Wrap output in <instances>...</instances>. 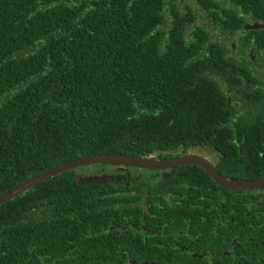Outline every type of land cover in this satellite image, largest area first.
<instances>
[{"label":"trees","instance_id":"trees-1","mask_svg":"<svg viewBox=\"0 0 264 264\" xmlns=\"http://www.w3.org/2000/svg\"><path fill=\"white\" fill-rule=\"evenodd\" d=\"M211 1L201 0L196 23L181 0H0V194L81 156L169 159L204 145L221 153L225 176L264 178V97L247 83L244 103L228 106L211 73L223 71L231 44L264 56V29L245 24L264 21V0ZM79 169L0 205V264L59 258L69 237L125 222L144 199L149 213L196 214L176 202L185 190L121 173L80 179ZM178 173L182 183H214L196 165Z\"/></svg>","mask_w":264,"mask_h":264},{"label":"flooded vegetation","instance_id":"flooded-vegetation-1","mask_svg":"<svg viewBox=\"0 0 264 264\" xmlns=\"http://www.w3.org/2000/svg\"><path fill=\"white\" fill-rule=\"evenodd\" d=\"M185 3L191 6L193 10L191 14L188 13L189 10L187 12ZM216 3L221 4V7L224 4L222 0H213L210 5L215 8ZM180 4L179 8L183 10L185 21L189 22L195 16V22L198 23L199 16L195 10L199 7L203 8L201 0H181ZM247 18L245 24L248 28L264 29V21H258L250 16ZM239 32L246 33L245 30ZM216 35L212 34L211 37L218 40L221 33L216 31ZM231 45L236 49L235 44ZM235 49L224 55L222 72L217 71L216 64L211 67L213 77L228 96V106H241L244 103L243 96L246 97V92L249 90L246 88L247 83L260 97H264V71H262L264 56L257 52L252 55L249 49L247 51ZM247 54L252 59L247 64H243ZM220 63L218 66L221 68ZM247 71L251 78H247ZM204 146L211 148L209 154L195 152L193 150L199 148L195 147L187 154L169 159H155L165 161L195 154L208 159L227 179L264 180V178L225 176L217 167L221 153L211 145ZM190 165H196L209 174L204 167L195 163L166 168L111 165L118 168L112 173L113 176L102 172L108 175L104 179L106 181L119 178L121 173L129 179L144 181L150 185L163 182L169 191L174 187L179 191L185 190L188 199H185L181 192V195L177 196H182L185 200L176 199V202L191 207L196 213L186 221H180L174 215L160 214L158 211L149 213L147 211L149 205L144 199L138 214L135 210L140 208L136 203L132 204L134 214H131L125 222L116 218L110 221L108 229L104 227L97 232H80L75 238L64 239L69 249L59 258H55V255L45 258L47 252L35 253L33 258L35 261H26L25 264H264V186L248 188L228 186L219 183L210 174L214 183L208 187L197 186L190 181L182 183L184 177H181V173L176 174V169ZM82 167L85 166L78 169ZM83 177L84 175L79 176L80 179ZM200 188L203 191H197ZM59 259L62 261L57 262Z\"/></svg>","mask_w":264,"mask_h":264},{"label":"water","instance_id":"water-1","mask_svg":"<svg viewBox=\"0 0 264 264\" xmlns=\"http://www.w3.org/2000/svg\"><path fill=\"white\" fill-rule=\"evenodd\" d=\"M190 163L201 165L209 172L212 177H214L216 181L224 185L247 188L252 186H264V180L241 181L227 179L217 171V169L212 165V163L209 162L208 159L195 154H189L183 157H178L165 161H160L155 158L134 156L128 154H94L88 156H81L72 160L65 161L21 182L12 189H9L4 193L0 194V205L18 196L19 194L39 184L42 181H45L65 171L76 169L81 166H88L93 164H108L117 165L120 167L138 166L148 168H166Z\"/></svg>","mask_w":264,"mask_h":264},{"label":"rangeland","instance_id":"rangeland-1","mask_svg":"<svg viewBox=\"0 0 264 264\" xmlns=\"http://www.w3.org/2000/svg\"><path fill=\"white\" fill-rule=\"evenodd\" d=\"M193 151L198 152V153L200 152V153H208L209 154L211 152V148L209 146H204V147L195 148ZM133 167L134 168H141L138 166H133ZM116 169H118L116 166H111V165H90V166L82 167L78 171H79V176L84 175L83 179L90 178V179H95V180H104L106 178V176H108V175H105L102 172L109 173L111 176H113L112 173ZM89 174H91V175H89ZM100 174H102V175H100ZM95 175H97V176H95Z\"/></svg>","mask_w":264,"mask_h":264}]
</instances>
